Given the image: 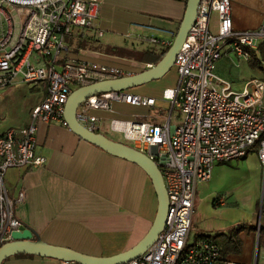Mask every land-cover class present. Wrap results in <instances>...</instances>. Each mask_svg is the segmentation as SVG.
Segmentation results:
<instances>
[{"label": "built area", "instance_id": "obj_1", "mask_svg": "<svg viewBox=\"0 0 264 264\" xmlns=\"http://www.w3.org/2000/svg\"><path fill=\"white\" fill-rule=\"evenodd\" d=\"M102 1L0 0V90L19 83L46 88L29 122L0 134V246L22 226L16 216L17 201L8 195L7 170L46 164V157L36 153L40 123L56 120L67 125L65 104L75 88L131 73L129 60L99 54L98 60L88 62L70 55L69 38L96 29ZM213 12L219 19L216 31L211 30ZM262 39L264 22L255 32L234 31L231 0H202L176 56L178 85L163 92V99L183 116V122L171 125L169 117L161 124L111 120L112 131L160 165L169 195L165 229L142 256L127 264H242L227 257L214 238L199 235L190 240V234L198 185L211 177L216 164L238 160L253 148L264 163V79L252 78L237 91L215 71L226 51L248 60L252 51L258 52ZM157 101L127 90L97 93L79 106L77 117L99 132L96 110H111L115 102L153 107ZM220 201H225L223 195Z\"/></svg>", "mask_w": 264, "mask_h": 264}, {"label": "crops", "instance_id": "obj_2", "mask_svg": "<svg viewBox=\"0 0 264 264\" xmlns=\"http://www.w3.org/2000/svg\"><path fill=\"white\" fill-rule=\"evenodd\" d=\"M231 8L235 32H255L264 22V0H231ZM185 9L186 0H103L96 29L84 30L69 38L70 55L88 62L98 60L99 54L117 57L140 65L137 69H130L131 73L142 71V65L149 67L153 64L135 60V56L130 59L112 52L120 46L136 51H160L169 47ZM218 24L216 13L214 21L211 20L215 29L211 26V30L216 31ZM98 31L102 35L98 36ZM100 44L106 51L98 48ZM109 49L112 52H107ZM225 57H231V51H226L217 61L216 69L220 72L222 67L219 68L218 64ZM234 61L240 67L241 62ZM217 75L234 86L233 80L221 73ZM247 76H250L249 70L243 78ZM21 85L35 89L38 96L17 119L11 120L0 110V134L10 127L26 125L33 107L46 94L45 86L26 83L9 86L7 91ZM6 92L0 93V98ZM157 100L156 106L163 110L154 112L150 110L152 107L124 102L113 103L111 110H96L95 114L100 118L99 132L128 143L121 133L110 129L111 120L161 124L169 117L171 125H179L173 123V118L181 116L172 110L171 103L163 98ZM152 112L154 115L147 119ZM36 153L46 157L43 167H11L5 174V183L9 197L17 201L16 216L43 240L92 255L109 256L132 247L148 232L157 214L158 197L150 176L140 165L84 140L68 125L56 120L40 123ZM260 161L258 153L253 150L243 159L214 167L205 183L208 185L206 192H200L196 218L194 215L193 225L198 229L194 239L199 235L213 238L222 233L230 234L232 228L242 224L256 226V230L245 229L239 233L240 252H224L242 264H264V230H261L264 208L257 207L258 198L264 200V174ZM219 178L231 179V187L212 184L215 179L219 182ZM22 193L24 196L20 200ZM217 194L225 197L222 204L216 202ZM217 240L221 241L220 238ZM3 264H60V260L15 255Z\"/></svg>", "mask_w": 264, "mask_h": 264}, {"label": "water", "instance_id": "obj_3", "mask_svg": "<svg viewBox=\"0 0 264 264\" xmlns=\"http://www.w3.org/2000/svg\"><path fill=\"white\" fill-rule=\"evenodd\" d=\"M201 1H186L184 17L178 32L168 50L155 65L139 72L81 85L71 92L65 104L64 119L74 133L113 155L137 163L150 176L158 197V209L148 232L135 245L124 251L109 256H98L47 242L34 229L22 223L18 230L12 232V239L0 246V264L18 254L37 255L80 264H127L142 256L158 240L160 233L165 229L169 213V195L160 165L148 153L88 128L79 121L77 111L88 97L97 93L132 89L164 77L173 68L176 56L195 23Z\"/></svg>", "mask_w": 264, "mask_h": 264}, {"label": "rangeland", "instance_id": "obj_4", "mask_svg": "<svg viewBox=\"0 0 264 264\" xmlns=\"http://www.w3.org/2000/svg\"><path fill=\"white\" fill-rule=\"evenodd\" d=\"M215 15H216V13L213 12L212 13V21H214ZM212 28H213V30L215 29L214 26H212ZM102 40H104V39H102ZM93 41H96V40H93ZM84 45H86V43ZM101 45L102 44H100L98 48L100 50L106 51V48L105 47L103 48ZM94 47H96V46H94ZM110 51H111L110 49L107 50V52H110ZM261 57H262L263 64H264V56H261ZM240 59L237 57V55L235 53L231 52V57H225L218 64L219 68H220V66L222 67V72H220V70L218 68L215 69L217 71V73H221L222 76L228 77V79L233 80L234 81V82H232V83H234L233 88L237 91H242L244 89L245 82L248 81L249 79H251V77L264 79V71L263 70H261L259 68L253 69L247 61H245L243 58H240ZM234 60H236L237 62H239V61L241 62L240 67L235 64ZM127 65L132 67L130 69H137V68H139L138 66H140L137 64V62H134V61H130L129 63H127ZM141 67L146 69L148 66L142 65ZM246 70L250 71V76H247V78L245 79L243 77H244ZM230 75H231V77H230ZM233 76H235V78H232ZM238 77H240V78H238ZM179 79H180V77H179V73L177 71V68L175 66H173V68L164 77H162L160 79L152 80V81H150L146 84H143L141 86L134 87V88L130 89V91L137 93V94H140V95L153 96V97H156L157 99L160 100L163 98L164 90L168 87H170V88L176 87L178 85ZM6 91H7V88H4V89L0 90V93L6 92ZM37 96H38V92L35 89H27L26 87H23L22 85L16 86L13 89H8V91L5 93L4 97L0 98V110H2V112L4 111V113H6V115H8V117L11 120H13L14 118L17 119L18 116L20 115V113L22 114V113L26 112L27 108L33 103V100ZM150 110H153L155 112L157 110H163V109L156 106V107H152ZM152 115H154L153 112L151 113V115H149L146 118L149 119L150 116L152 117ZM137 119H141V118L138 117ZM182 122H183V116H182V118L181 117L180 118H176V117L173 118L174 124L175 123L181 124ZM110 135L122 139V137L116 136L113 133H110ZM253 150H255L257 152L256 148L251 149L250 152ZM250 152H248V154ZM248 154L241 157L240 159L245 158ZM240 159H238V160H240ZM260 162H261L262 174H264V163L262 161H260ZM220 164H222V163H220ZM220 164H216L214 167L219 166ZM225 164H229V162H225ZM205 183H207V182L206 181L201 182L198 185L196 208H197V203L199 201L200 192L205 193L207 188H208V185ZM212 184H214V185L219 184L218 187H224V188L229 189L231 187L232 181H231V179L228 180L225 178H222V179L219 178V182H217V180L215 179V181ZM221 197H222V194L216 195V202L219 204H222L220 201ZM257 207L260 209H261V207L264 208V200L261 199V197H259L257 200ZM196 208H195V213H196ZM194 215L196 218V214H194ZM195 218H194V220H195ZM197 230L198 229L193 225V229L191 230V234H190V240L194 239V237H195L194 235H196Z\"/></svg>", "mask_w": 264, "mask_h": 264}, {"label": "trees", "instance_id": "obj_5", "mask_svg": "<svg viewBox=\"0 0 264 264\" xmlns=\"http://www.w3.org/2000/svg\"><path fill=\"white\" fill-rule=\"evenodd\" d=\"M187 1V0H186ZM169 47L162 49V50H154V49H147L143 51H136L135 49L129 48V47H118L117 49L112 52L113 55H118L121 57H127L130 58L132 56H135V60L145 62V63H152L155 65L165 54V52L168 50ZM259 54V55H258ZM264 56V39L261 40L259 44V50L256 53L255 51L251 52V56L248 59L249 65L254 68H259L264 71V64L262 57ZM130 91V89H127V91ZM256 230V226H251L248 224H242L238 227L232 228L230 231V234L222 233L218 234L216 236H213L215 240L217 238L221 241H218L220 245H222L223 250L226 254L229 253H238L241 250L242 242L239 238V233L243 230ZM261 230H264V226L261 227ZM28 254H18V256H27Z\"/></svg>", "mask_w": 264, "mask_h": 264}, {"label": "bare ground", "instance_id": "obj_6", "mask_svg": "<svg viewBox=\"0 0 264 264\" xmlns=\"http://www.w3.org/2000/svg\"><path fill=\"white\" fill-rule=\"evenodd\" d=\"M116 60H120V61H123V62H126V60H122V59H119V58H115Z\"/></svg>", "mask_w": 264, "mask_h": 264}]
</instances>
